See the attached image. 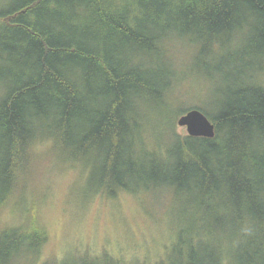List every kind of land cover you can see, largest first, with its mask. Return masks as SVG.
<instances>
[{"label": "trees", "instance_id": "1", "mask_svg": "<svg viewBox=\"0 0 264 264\" xmlns=\"http://www.w3.org/2000/svg\"><path fill=\"white\" fill-rule=\"evenodd\" d=\"M190 109L214 137L176 131ZM52 167L104 199L169 194L170 242L44 257ZM39 263L264 264V0H0V264Z\"/></svg>", "mask_w": 264, "mask_h": 264}, {"label": "rangeland", "instance_id": "2", "mask_svg": "<svg viewBox=\"0 0 264 264\" xmlns=\"http://www.w3.org/2000/svg\"><path fill=\"white\" fill-rule=\"evenodd\" d=\"M176 56L174 74L185 57L182 53ZM197 75L202 83V77ZM209 87H205L201 96L189 99L208 98ZM192 104L186 99L176 100L171 105V113L174 115L178 109ZM175 129L180 134H187L185 127L175 125ZM83 179L81 173L69 167L48 168L41 210L50 238L43 247V256L62 258L70 252L99 253L106 250L123 259H138L147 263L156 260L164 245L170 242L172 234L173 203L170 195L154 200L152 195L137 196L123 192L116 199H104L87 194L81 188Z\"/></svg>", "mask_w": 264, "mask_h": 264}, {"label": "water", "instance_id": "3", "mask_svg": "<svg viewBox=\"0 0 264 264\" xmlns=\"http://www.w3.org/2000/svg\"><path fill=\"white\" fill-rule=\"evenodd\" d=\"M177 125L185 127L189 136L212 138L215 135L214 124L198 109H190L181 115Z\"/></svg>", "mask_w": 264, "mask_h": 264}]
</instances>
